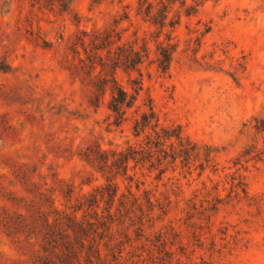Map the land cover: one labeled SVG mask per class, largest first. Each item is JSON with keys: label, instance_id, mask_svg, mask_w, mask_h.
Returning <instances> with one entry per match:
<instances>
[{"label": "rangeland", "instance_id": "374dc122", "mask_svg": "<svg viewBox=\"0 0 264 264\" xmlns=\"http://www.w3.org/2000/svg\"><path fill=\"white\" fill-rule=\"evenodd\" d=\"M166 3L0 0V264H26L32 255L3 227V218L47 213L52 202L70 213L76 200L106 183L79 154L87 146L112 151L142 143L144 135H133V116L148 111L149 101L160 125L178 127L199 156L191 157L189 169L181 159L166 163L161 177L148 165L130 163L114 180V235L100 241L106 263L112 260L108 243L115 254L121 251L120 264H264V132L252 128L264 123V0H179L161 30L158 11ZM191 7L197 11L187 14ZM170 22L177 24L171 28ZM111 29L121 36L119 44L149 51L141 77L116 72L129 94V77L142 82L120 127L107 108L109 90L97 111L89 106L90 78L76 69L70 51L82 31L88 43ZM166 35L177 48L162 74L155 60ZM254 142L262 157L251 154L234 166ZM208 151L215 167L200 174ZM238 169L246 198L228 197ZM108 206L100 203V216Z\"/></svg>", "mask_w": 264, "mask_h": 264}, {"label": "trees", "instance_id": "16d2710c", "mask_svg": "<svg viewBox=\"0 0 264 264\" xmlns=\"http://www.w3.org/2000/svg\"><path fill=\"white\" fill-rule=\"evenodd\" d=\"M146 1L139 0V5L144 6ZM176 1L179 0H167V3L162 4L158 11V16L161 17L159 22L161 30L165 27L164 22L170 6ZM151 11L152 6L148 4L144 14L149 16ZM196 11V7H191L187 14ZM176 24L177 22H170L169 26L173 28ZM81 34L82 38L77 39L70 51L77 60L76 69L83 71L90 78L93 98L88 100V104L97 111L104 94L109 90L110 99L107 108L114 118L112 124L120 127L128 120V110L135 107L142 82L141 79L129 77L130 88L133 92L129 94L118 85L115 78L116 72L121 70L129 76L137 72L141 77V66L149 59L148 48L146 45L137 49L134 45L119 44L121 36L114 29L95 33L88 43L85 40L88 33L82 31ZM166 40L168 42L166 45H159L155 60L157 70L162 74L169 72L177 48L176 44L170 43L172 40L170 35H166ZM0 70L3 69L0 68ZM252 128L257 133L264 132V123L260 126L254 125ZM132 131L136 138L144 135L142 143L135 146L130 145L124 150L112 151H105L100 145L87 146L79 154L84 161L95 167L105 177L106 183L96 187L89 196L76 200L70 213L58 210L52 202L48 205L47 213L36 210L31 213L28 211L26 215L20 214L16 218L8 216L3 218V227L6 230H13L19 241L25 242L30 248L32 255L25 261L26 264H110L111 262L120 264L118 261L121 251L115 254L114 247H109L108 243L104 244L112 257L111 262L106 263L103 258L106 256H103L100 249V241L108 236V242H111L114 235V221L110 213L118 190L114 180L127 174L130 163H133L134 168L148 165L149 170H158L159 177H161L166 171L165 165L181 159L183 167L189 169L192 165L191 157L193 156V161H195L199 156V148L185 139L178 127L167 128L160 125V119L151 101L148 104V111L139 112L137 109L134 112ZM251 154H254L255 158L262 157L263 151L258 148L257 142L239 155L234 166L241 165L242 158L249 157ZM208 166L215 167L211 151L206 152L203 162L198 166L200 174ZM238 171L239 169L231 178L228 197L237 198L242 194L246 198V184ZM132 179L128 178L129 181ZM66 194H71V191ZM38 195L45 197L41 190ZM68 197L70 201L71 195ZM215 200L217 203L220 202L218 198ZM102 201H106L109 205L105 210L106 217L100 216L97 211ZM47 202L49 201L46 200ZM91 210H93L92 214L89 213ZM81 211L82 216L79 217L78 213ZM89 215L92 217L87 218Z\"/></svg>", "mask_w": 264, "mask_h": 264}]
</instances>
